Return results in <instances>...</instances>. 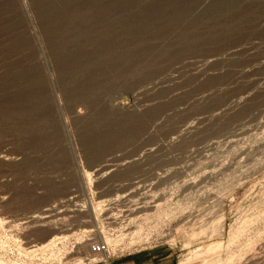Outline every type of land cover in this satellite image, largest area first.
I'll list each match as a JSON object with an SVG mask.
<instances>
[{"label":"rangeland","instance_id":"374dc122","mask_svg":"<svg viewBox=\"0 0 264 264\" xmlns=\"http://www.w3.org/2000/svg\"><path fill=\"white\" fill-rule=\"evenodd\" d=\"M28 68L44 132L0 137V264L101 263L100 240L264 264V0H0L1 107L29 108Z\"/></svg>","mask_w":264,"mask_h":264},{"label":"bare ground","instance_id":"6f19581e","mask_svg":"<svg viewBox=\"0 0 264 264\" xmlns=\"http://www.w3.org/2000/svg\"><path fill=\"white\" fill-rule=\"evenodd\" d=\"M104 16V15H103ZM102 15H99L98 18L100 19H104ZM102 25V24H101ZM101 36H106V34H103V33H99V32H94L93 33V37H95L96 41H98V39L101 37ZM20 74L25 77H27V80H29V84L27 86V93L26 95V98H25V102L28 103V106L29 108L26 109V110H23V111H17V112H14V111H11L7 108H3L0 106V137L2 136H7L8 134H12L15 141L17 142V144L19 146H25L31 142L34 141V138L40 134V132H42L44 130V127H42L44 125L43 121H41L40 118L38 117H35L34 113H37V111L40 109H37V103L40 102V106L45 104L43 103V100L40 99L41 97V93H39L36 89H35V84L33 82H30L31 81V73H30V69H26V70H23V73L20 72ZM30 76V77H29ZM8 78H13L15 77V74H14V71H10L8 72V75H7ZM15 79V78H14ZM31 83V84H30ZM34 84V85H33ZM140 89V88H139ZM135 90V94L138 95L141 91L140 90ZM142 94V93H140ZM139 94V95H140ZM45 102V101H44ZM121 104L122 102L119 101L116 103L117 105V108H122L121 107ZM44 107V106H43ZM41 109L43 110L42 106H41ZM45 110V109H44ZM39 113V112H38ZM40 115V113H39ZM148 120V119H147ZM44 132V131H43ZM41 138V137H40ZM41 140V139H40ZM39 141V140H38ZM7 145L6 143H0V163L2 162H6V161H14L16 160V158L18 157L19 153L17 152H13V151H9L7 149ZM80 168V166H78ZM82 174H80V171H79V184L81 183L82 187H83V191L86 190V187L84 185V183L82 182ZM84 179V177H83ZM49 191L53 194V196H58V198H56V201H57V204L61 207L63 206H69V205H75L77 206V202H75V200L77 199L75 196L77 193H80L82 190H80V186L78 187H71L69 188L65 194L63 193H59L58 191L55 190V188H52L50 187L49 188ZM3 198H0V203L2 202ZM55 201V200H54ZM85 201V200H84ZM84 201L83 204H84ZM54 203V202H53ZM77 203V204H76ZM89 203V202H88ZM82 204V203H81ZM80 204V206H81ZM85 204H87L85 202ZM90 205L92 206V202H90ZM89 205V206H90ZM84 206V205H83ZM90 206V208H92ZM82 207V206H81ZM85 207V206H84ZM87 207V205H86ZM85 209V208H84ZM64 216V214H63ZM94 216V215H93ZM38 216L34 215L33 217H25L23 219H25V223H28V222H31L32 219L36 218ZM47 217V216H46ZM60 217V216H59ZM67 216H65L66 218ZM40 219L44 218V217H38ZM63 218V217H62ZM94 218V217H93ZM1 219V218H0ZM3 219V218H2ZM94 220V219H93ZM92 220V221H93ZM4 221V220H3ZM5 222H7L5 220ZM1 223V220H0V225H2ZM14 223V222H13ZM10 224V223H9ZM13 225V224H12ZM10 226V225H9ZM10 228V227H9ZM8 229V228H7ZM12 229V228H11ZM68 237V236H67ZM63 238V239H62ZM78 238V237H77ZM76 238V239H77ZM65 239V236H61V237H53L51 239L48 240V242L44 245H42L38 251H41L42 253L44 251H47V250H54V249H58V246L62 245L63 241ZM67 241V240H66ZM65 242V241H64ZM106 243V242H105ZM1 244V243H0ZM68 244V243H67ZM108 245V243H106ZM2 247V245H1ZM264 247V246H263ZM62 248V247H61ZM2 249V248H1ZM23 250V249H22ZM28 250V249H26ZM55 251V250H54ZM30 254L34 252L37 253V251H31L29 250L28 251ZM89 252V251H88ZM28 253V255H30ZM40 253V252H39ZM41 254V253H40ZM39 254V255H40ZM90 254V253H89ZM35 255V253H34ZM91 257L94 256V257H97L99 258V262L103 263V264H108V261H107V258L106 256H98V255H93V254H90ZM31 256V255H30ZM50 258V257H49ZM45 260V259H44ZM95 258H85V257H81V258H78V259H75L71 264H84V263H87V262H92L94 261ZM6 261V260H5ZM98 261V260H97ZM96 261V262H97ZM1 262V261H0ZM12 262V261H11ZM15 262V261H13ZM4 263V262H3ZM2 263V264H3ZM13 264V263H12Z\"/></svg>","mask_w":264,"mask_h":264},{"label":"crops","instance_id":"0c3cea01","mask_svg":"<svg viewBox=\"0 0 264 264\" xmlns=\"http://www.w3.org/2000/svg\"><path fill=\"white\" fill-rule=\"evenodd\" d=\"M108 264H178V262L172 247L158 244L112 254Z\"/></svg>","mask_w":264,"mask_h":264},{"label":"built area","instance_id":"2783aa9c","mask_svg":"<svg viewBox=\"0 0 264 264\" xmlns=\"http://www.w3.org/2000/svg\"><path fill=\"white\" fill-rule=\"evenodd\" d=\"M88 251L90 254L98 255V256H106L108 259L109 256L112 255L110 253L109 246L104 241H93L88 244Z\"/></svg>","mask_w":264,"mask_h":264}]
</instances>
